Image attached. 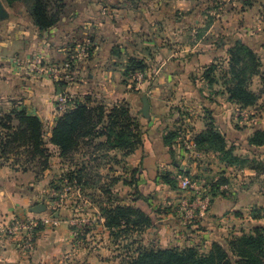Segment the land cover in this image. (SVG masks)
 <instances>
[{
	"label": "crops",
	"instance_id": "crops-1",
	"mask_svg": "<svg viewBox=\"0 0 264 264\" xmlns=\"http://www.w3.org/2000/svg\"><path fill=\"white\" fill-rule=\"evenodd\" d=\"M0 2L7 15L0 19V109L24 108L38 117L49 150V167L44 171L39 157L27 161L24 149L18 154L13 151L0 167V223L15 217L41 223L29 254L19 250L17 239L0 240V264H126L124 255L115 256L118 247L99 208L75 184L66 186L60 196L51 188L71 169L49 142L59 117L55 103L59 90L71 99L88 100L91 106L103 104L108 110L126 104L138 120L143 145L132 155L95 151L96 144L105 142L101 139L77 156L80 163L88 159L86 166L96 164L102 185L117 178L113 192L125 199L124 205L151 219L152 227L132 237L131 241L139 242L134 246L198 248L208 253L214 243L227 248L232 236L264 228V212L258 219L252 217L253 210H264V174L250 168H226L217 154L194 156L181 150L178 143L169 148L164 142L165 135L177 129L200 135L212 118L236 155L264 162V146L249 145L256 132H264V95L257 107L241 110L228 101L221 85L211 87L204 80L209 67L217 61L226 63L236 42L245 43L264 65V0L252 8H243L238 0L229 1L223 18L212 20L201 16L196 1L172 0V14L184 12L185 17L166 23L149 14L147 3L62 0L60 21L48 31L35 26L23 0ZM155 7L164 9L162 2L158 6L155 1ZM163 27H170L175 34L164 36ZM86 45L88 56L77 55L78 48ZM32 56L53 66L77 57L78 61H73L75 81L61 88L48 78H32L14 63ZM133 58L147 67L141 82L124 76L128 60ZM260 89L261 81L256 78L252 90ZM145 97L150 104L147 119L142 112ZM182 168L202 187L225 171L231 180L232 198L217 197L204 217L188 221L180 212L184 195L163 181L166 174L177 180ZM133 172L135 184L131 185ZM57 196L64 200L59 209L53 206L57 199L52 198ZM84 200L88 206L81 213L77 204ZM39 204L47 211L32 213ZM82 219H90V226L80 227Z\"/></svg>",
	"mask_w": 264,
	"mask_h": 264
},
{
	"label": "trees",
	"instance_id": "trees-1",
	"mask_svg": "<svg viewBox=\"0 0 264 264\" xmlns=\"http://www.w3.org/2000/svg\"><path fill=\"white\" fill-rule=\"evenodd\" d=\"M238 1L243 8H252L259 2ZM23 2L39 30L48 31L59 23V4L62 0ZM146 70L147 67L142 61L133 58L128 60L124 76L131 79L137 73L146 75ZM256 78L261 81V89L257 92L252 90ZM204 80L211 87L221 85L228 101L241 110L257 107L264 95V65L261 58L243 42H236L228 51L226 63L217 61L209 67L204 74ZM59 87L64 88V85L59 84ZM71 103L73 107L59 114L49 139L50 144L58 149L60 159L71 169L61 177L58 184H52L51 188L60 196L66 186L72 187L70 184H75L78 191L99 208L112 240L118 248L120 246L125 250L126 264H264V228H255L250 233L232 236L227 242V248L214 243L208 253H203L198 248L155 249L134 246L139 242L131 241L132 237L152 227L151 219L142 211L124 205L125 199L113 192L111 187L117 183V178L110 185H102V176L96 164L86 166L90 164L88 159L80 163L77 156L82 150H90L95 141L101 139L105 142L96 144L95 151H119L125 157L132 155L143 145L138 120L133 117L126 104L115 105L108 110L103 104L91 106L88 100L71 99ZM179 133L180 129L168 132L164 137L165 145L169 148L175 146ZM45 135L41 120L24 108L13 107L9 112L0 109V167L13 151L18 154L24 149L27 161L34 162L39 157L43 171L46 170L49 167V150L46 148ZM194 141L198 155L217 154L226 168H250L259 175L264 174L263 161L238 156L233 149L228 148L226 137L217 129L212 118L206 122V131L195 135ZM249 145L263 147L264 132H256L250 138ZM135 173H132L131 185L135 184ZM179 174L189 177L185 171H179ZM171 177V174H166L163 181L177 190V180ZM230 185L231 180L225 171L218 178L206 180L204 187L208 190L211 204L219 196L232 198ZM224 186L229 189L222 190ZM96 191L100 195L94 194ZM58 196L52 198L53 201L59 200ZM262 212V209L253 210L252 217L258 219ZM127 240L129 243L123 244Z\"/></svg>",
	"mask_w": 264,
	"mask_h": 264
},
{
	"label": "built area",
	"instance_id": "built-area-1",
	"mask_svg": "<svg viewBox=\"0 0 264 264\" xmlns=\"http://www.w3.org/2000/svg\"><path fill=\"white\" fill-rule=\"evenodd\" d=\"M89 52L88 45L80 46L76 52L81 57H87ZM78 61V58L72 56L70 60L59 66L47 65L44 63L40 56H32L29 59L18 60L15 59L14 63L26 70L32 78H48L55 84L70 85L75 81L76 74L73 70V61ZM144 74L137 73L134 75V80L141 82ZM56 109L59 114L69 110L73 107L71 103V97L66 93H61L56 98ZM195 135L188 129H181L178 138V144L181 150L191 155H198L196 153V144L194 141ZM178 190L184 195V199L180 203V212L188 220L193 221L197 218L204 217L210 208L211 198L208 190L203 186H200L197 182H193L192 179L179 175L177 177ZM222 190H228V186L221 188ZM64 205L63 198H60L53 206L56 209L61 208ZM88 206L87 201H83L78 207V211L84 213ZM90 219L80 221L78 225L80 227L90 226ZM41 223L38 220L31 218L15 217L9 221H3L0 223V240L5 238H13L18 240V247L22 253L29 254L33 251L35 246V237Z\"/></svg>",
	"mask_w": 264,
	"mask_h": 264
},
{
	"label": "rangeland",
	"instance_id": "rangeland-1",
	"mask_svg": "<svg viewBox=\"0 0 264 264\" xmlns=\"http://www.w3.org/2000/svg\"><path fill=\"white\" fill-rule=\"evenodd\" d=\"M129 1H132L137 6L139 4L147 3L148 8L150 10L149 14L150 15L152 14L153 17L157 16L159 19L163 20L165 23L167 21L172 20V19H178V18L185 17L184 12H178L177 14H172L170 6H169L172 0H129ZM155 1L158 2V6H160V3L162 2L164 9H162L161 11L158 10L155 7ZM193 1H196L199 5H201L200 8L202 9V11L201 12L199 11L201 16H203V17L207 16L208 19L209 18L222 19L223 18V12H224V10H226V6L228 5V2L231 0H193ZM151 4H152V6H149ZM167 6H168L170 12H168L166 10V9H168ZM157 10H158V12L156 13ZM67 13H69V11ZM161 32L164 36L171 35V33L175 34V31H172L170 27L161 28ZM260 114H261V112L257 116H260ZM102 200L105 201L104 198H102ZM80 205L81 204H77V207H79ZM123 244H125V243L123 242ZM124 251L125 250L119 246V248H117V250L115 252V256H118V257L123 256L125 254Z\"/></svg>",
	"mask_w": 264,
	"mask_h": 264
},
{
	"label": "water",
	"instance_id": "water-1",
	"mask_svg": "<svg viewBox=\"0 0 264 264\" xmlns=\"http://www.w3.org/2000/svg\"><path fill=\"white\" fill-rule=\"evenodd\" d=\"M6 16L7 15H6V13L3 9V6L0 2V19L5 18ZM59 94H61L60 90H59ZM149 111H150V104H149L148 99L145 97V98H143V108H142L144 118H146V119L149 118ZM181 171H185V169L182 168ZM46 211H47V207L44 206L43 204H39L31 210V212L35 213V214L44 213Z\"/></svg>",
	"mask_w": 264,
	"mask_h": 264
}]
</instances>
